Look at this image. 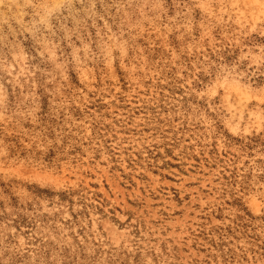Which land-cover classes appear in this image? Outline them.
Wrapping results in <instances>:
<instances>
[{
  "label": "rangeland",
  "instance_id": "rangeland-1",
  "mask_svg": "<svg viewBox=\"0 0 264 264\" xmlns=\"http://www.w3.org/2000/svg\"><path fill=\"white\" fill-rule=\"evenodd\" d=\"M0 264H264V0H0Z\"/></svg>",
  "mask_w": 264,
  "mask_h": 264
}]
</instances>
